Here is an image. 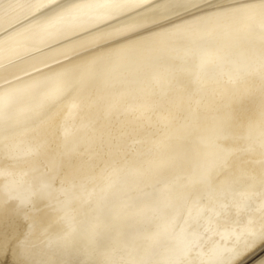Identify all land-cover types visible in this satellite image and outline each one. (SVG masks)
<instances>
[{
    "label": "snow or ice",
    "instance_id": "obj_1",
    "mask_svg": "<svg viewBox=\"0 0 264 264\" xmlns=\"http://www.w3.org/2000/svg\"><path fill=\"white\" fill-rule=\"evenodd\" d=\"M188 76L208 135L193 138V114L162 121L150 147L128 143L122 98L163 101ZM65 102L103 123L56 143ZM257 151L264 165V0L0 3V264H253L264 169L257 206L238 191V154Z\"/></svg>",
    "mask_w": 264,
    "mask_h": 264
},
{
    "label": "bare ground",
    "instance_id": "obj_2",
    "mask_svg": "<svg viewBox=\"0 0 264 264\" xmlns=\"http://www.w3.org/2000/svg\"><path fill=\"white\" fill-rule=\"evenodd\" d=\"M7 2V0H0V3ZM23 2V0H19ZM195 70H193L194 74ZM191 76L185 78L183 85L168 93V96L162 101L158 92L156 94L152 92H146L137 95H125L121 100L122 109H130L127 113V127L125 129V139L128 143L136 142V147L143 150L147 147L152 146L153 140L161 138V132L164 130L162 121H169L171 131L175 127L180 125H191L193 114L196 116L197 125L193 130V138L201 139L208 135V130L211 123V107L207 111L201 107L197 110L196 107V96L189 98L188 93L194 88V85L190 82ZM259 81L256 79H250L248 86L251 88H258ZM106 103L101 101V106ZM161 105H163L161 107ZM149 108V115L153 121L152 125H147L143 121H137V116L140 115L141 108ZM97 108H74L69 102L61 104L56 110L55 124L53 128V139L56 143H60L63 137L65 128L70 131L83 132L90 127H97L103 123V121H96ZM207 117V118H205ZM157 122H161L157 124ZM152 132L153 136L149 137L148 132ZM165 145L170 147L169 141H164ZM26 144H21V149H25ZM238 159L244 162V173L238 177V191L245 196H254L257 206L261 203L260 200V189L258 186L259 175L264 169V165L261 164V155L259 151L251 154H238ZM253 161L254 163L249 166L248 162ZM193 164L195 161L192 162ZM4 161L0 160V166H3ZM190 171V168L186 169ZM176 173L166 170L162 171L157 179L163 184L169 180ZM253 177L256 179L253 180ZM253 185H255L253 187ZM80 204L74 205V211L79 214L82 211ZM223 223V221H221ZM218 239V237L209 234L205 245L210 246L211 243ZM255 259L253 264H259L261 259H264V250H257L255 252Z\"/></svg>",
    "mask_w": 264,
    "mask_h": 264
}]
</instances>
